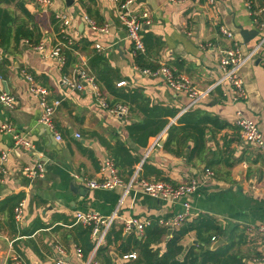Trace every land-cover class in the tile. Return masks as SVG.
I'll return each mask as SVG.
<instances>
[{
    "label": "crops",
    "instance_id": "0c3cea01",
    "mask_svg": "<svg viewBox=\"0 0 264 264\" xmlns=\"http://www.w3.org/2000/svg\"><path fill=\"white\" fill-rule=\"evenodd\" d=\"M51 1V5L36 0L0 2V7L13 17L6 42L0 39V91L12 93L17 100L14 109L0 105V122L14 124L33 144L32 149H27L16 145L12 134L0 133V151H10L4 163L6 174L0 181V264H13L16 253L26 264H60L58 247L65 249V261L85 264L93 253L94 239L91 227L76 223L75 214L91 211L109 216L117 209L119 218L102 244L107 247L103 258L107 255L112 264H135L140 255L135 238L144 240L146 232L155 226L168 229L162 242L150 247L161 257L169 239L186 223L203 215L211 217L218 227L213 233L216 240L204 245L196 230L187 232L179 242L183 246L177 256L180 262L191 248L200 251L204 247L222 250L220 256L209 257L206 264H264V236L248 230L264 225V157L255 144L241 137L236 124L237 113H243L258 125L264 139V44L243 69L249 94L246 101L233 102L231 88L217 84L221 78V50L232 44L220 27L233 30L245 52L260 41L247 1L139 0L133 7L140 13L147 12L149 23L143 28L145 53L137 56L132 55V42L114 0H72L71 5L66 0ZM263 1L253 0V8ZM57 11L71 18L69 31L76 41L62 49L64 66L50 56L62 39ZM87 18L100 27L107 25V30L93 29ZM243 29L256 30L258 34L246 42ZM96 44L101 45V51ZM97 56L103 61L93 67ZM84 62L105 100L128 105V116L114 115L104 108L90 85L84 91H74L62 83L64 75L74 74ZM134 64L151 69L166 65L176 74L185 75L197 90L211 89L210 94L192 104L188 94L175 91L163 77L141 75ZM24 71L48 89L51 102L59 103L52 128L39 122L41 107L29 90ZM103 72L111 73L114 91L104 86ZM120 81L126 83L118 86ZM154 106L177 110V115L154 116L143 111ZM188 106V110L198 109L226 123L224 127L213 122L202 125L206 128L205 146L200 155L191 157L195 145L191 139L165 147L169 127L179 125L177 120ZM158 119L168 123L158 135L150 137L147 146L137 144L128 126ZM104 160L113 162L117 175L126 184L139 164L140 178L173 184L200 180L198 194L187 198L191 205L188 219L172 228L158 221L183 212L184 200L169 202L136 189L121 204L123 187L91 188L89 181L111 177L102 169ZM37 162L44 164L45 173L31 180L23 167ZM206 168H211L214 176L208 178ZM22 199L26 202V220L14 225L12 211ZM133 217L149 219L151 224L142 233L124 231L123 221ZM217 242L220 244L215 246ZM89 243L93 248L86 255ZM78 248L83 250L81 257ZM133 253L137 254L135 259L124 258ZM95 258L103 264L102 257ZM140 260L146 264L142 255ZM188 264L202 262L189 260Z\"/></svg>",
    "mask_w": 264,
    "mask_h": 264
},
{
    "label": "built area",
    "instance_id": "2783aa9c",
    "mask_svg": "<svg viewBox=\"0 0 264 264\" xmlns=\"http://www.w3.org/2000/svg\"><path fill=\"white\" fill-rule=\"evenodd\" d=\"M37 2L45 5H51V0H36ZM139 0H114L118 17L121 24L126 30L128 39L132 42V55L137 56L139 54L145 53V43H144V25L149 23L148 13H140L134 9V4ZM182 1V0H173ZM215 0H209L210 3H214ZM247 5L250 8L252 14L254 15V21L256 28L260 33V41L255 44L247 52L243 49V44L240 39L237 38L235 32L226 28L225 26L220 27V32L226 38L232 41V44L221 50L220 57V69L221 78L217 84H227L232 90V101L238 102L241 100L246 101L249 98V94L245 85L243 78L244 67L259 54L263 44H264V1L261 5L253 8V0H246ZM56 19L61 23V38L58 41L50 53L51 57H54L58 62L59 66H64L66 64V57L62 52L64 46H71L75 44V40L72 38V34L69 31L71 25V18L63 11H57ZM91 27L96 30L106 31L107 25L100 27L95 24L91 19L87 18ZM43 48V46H41ZM96 49L98 51L102 50L100 44H96ZM134 68L143 76L149 77H163L166 82L177 92H183L188 94L195 104L200 99H204L209 96L211 89L207 90H197L190 80L182 74H176L170 67L166 65H161L158 68L151 69L140 67L134 64ZM24 76L29 81V90L34 96L37 97L40 107L41 116L39 122L49 128L53 127L54 115L57 110L58 102H51L49 100V91L44 86L38 84L31 73L24 71ZM62 83L65 84L71 90L74 91H84L88 85L92 87V90L96 94L100 104L109 110L114 115H125L129 114L128 105L121 103H108L102 96L101 91L97 83L95 82V77L91 74L87 67L86 62L81 63L77 66L72 75H64L62 78ZM125 81H120L118 86L124 85ZM0 105H4L9 109H14L17 105L16 96L7 91H0ZM190 106L184 108L183 112H187ZM236 124L239 127L241 137L249 142L255 144L261 155L264 157V139L258 125L246 117L243 113L238 112L236 115ZM10 133L15 139V144L19 146H25L27 149H32L33 144L25 135H21L16 126L11 123L0 122V133ZM61 136L58 135V139ZM158 140L154 144H157ZM10 151H0V181L3 180L6 174V168L4 163L8 160ZM142 164H139L135 172L132 174L129 182L124 183L123 180L117 175V169L113 162L109 160H104L102 162V169L108 171L111 177H104L103 180H91L89 181V186L95 189H113L116 187H123L124 194L121 199V204L125 196L130 194L132 191L138 189L143 191L154 198L161 200L174 202L184 200L183 206L184 211L176 214V216L169 219H159V224L165 227H175L183 222H185L189 217V211L191 208L190 201L187 199L189 196L198 194L202 183L196 178H192L188 181L173 184L169 181H159V180H148L145 178H140L139 172L141 170ZM206 176L208 178L214 176V172L211 168H206ZM23 172L31 180H36L44 176L45 167L42 162H37L33 165H27L23 167ZM118 209L109 216L101 215L97 212H77L75 214V222L81 223L86 226L91 227V235L94 239V249L91 256L85 262V264H99L98 260L95 258L96 251L102 246L104 240L106 239L111 227L115 223L116 219L119 218L117 215ZM14 220L17 225H22L26 220V202L25 200H20L14 207ZM151 224V220L140 218H130L123 221L124 231L130 232L136 230L142 233L147 225ZM248 230H256L261 236H264V225L251 226ZM216 237H212V241H215ZM61 254L58 262L60 264H73L70 261H65L63 258L66 251L63 247H58ZM83 250L81 248L77 249V254L79 257L82 256ZM137 254H127L124 258H136ZM13 264H26L25 260L20 254H14L12 257Z\"/></svg>",
    "mask_w": 264,
    "mask_h": 264
},
{
    "label": "trees",
    "instance_id": "16d2710c",
    "mask_svg": "<svg viewBox=\"0 0 264 264\" xmlns=\"http://www.w3.org/2000/svg\"><path fill=\"white\" fill-rule=\"evenodd\" d=\"M1 1L10 2V0H0V2ZM12 21L13 17L10 15V13L6 9L0 7V39L2 43L6 42V34L9 33L11 30L10 23ZM73 48L74 46L72 47V49ZM98 61H103L101 60V56H97L96 58H94V60L92 61V66L95 67V65L98 64ZM110 74V72H103L101 79L104 86L109 91H114L112 83L113 80L112 78H109ZM143 111L148 114H153L154 116H162L166 113L169 116L177 115V110L164 109L160 106H154L151 109L146 108L143 109ZM177 121L179 125L172 124L168 129V138L165 143V147L170 148L171 144L174 142H176L177 144H181L184 141L191 139L195 142V145L191 151L190 157L194 155H200L205 146L204 143L206 128H203L202 125H206L208 122L216 123L218 127H224L226 125V123L219 122L217 118H212L210 117V115L202 113L198 109L188 110L182 116H180ZM167 123L168 120L164 119L144 120L142 122L133 123L129 125L128 131L133 137L134 141L144 147L148 145L150 137L158 135V133H160V131L164 128ZM13 223L15 225L14 219ZM167 230L168 229L164 227L155 226L153 230H149L146 232V238L144 240H139L138 238H135L140 248V255L138 256L135 264L142 263L143 260H140L141 255L143 256L146 264H188L189 260H191L192 262L201 261L202 264H206L209 260V257H218L222 254V250L219 249L210 250L202 247V249L199 251L196 248H191L190 250H188L185 260L183 262H180L177 259V256L183 250V246H181L179 242L181 238L191 230L197 231L198 237L202 244H210V242L212 241V237L215 236L213 233L218 230V227L216 226L214 220L209 216L203 215L192 222L186 223L177 233L172 236L171 239H169L166 244L167 251L161 257H159L158 251H153L150 247L154 242L158 244L162 242L161 239L167 232ZM89 232H91V229L89 230ZM92 248L93 244L89 243L88 248L84 250V253L87 255L92 250ZM106 249L107 247L101 246L96 251L95 255L98 258L102 257L103 264H112L111 259L107 255H105L103 258V253Z\"/></svg>",
    "mask_w": 264,
    "mask_h": 264
},
{
    "label": "water",
    "instance_id": "95a60500",
    "mask_svg": "<svg viewBox=\"0 0 264 264\" xmlns=\"http://www.w3.org/2000/svg\"><path fill=\"white\" fill-rule=\"evenodd\" d=\"M68 5H71L72 0H66ZM241 34L244 37L245 41L248 42L252 37L253 34L257 35L258 32L256 30H248V29H243L241 30ZM220 243L217 242L215 246H218Z\"/></svg>",
    "mask_w": 264,
    "mask_h": 264
}]
</instances>
